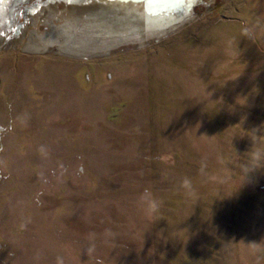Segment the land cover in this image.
<instances>
[{"label":"rangeland","instance_id":"1","mask_svg":"<svg viewBox=\"0 0 264 264\" xmlns=\"http://www.w3.org/2000/svg\"><path fill=\"white\" fill-rule=\"evenodd\" d=\"M185 4L8 0L0 264H264V0Z\"/></svg>","mask_w":264,"mask_h":264},{"label":"bare ground","instance_id":"2","mask_svg":"<svg viewBox=\"0 0 264 264\" xmlns=\"http://www.w3.org/2000/svg\"><path fill=\"white\" fill-rule=\"evenodd\" d=\"M123 1H129V0H123ZM131 1L141 2L143 4L145 24L147 25L148 28L154 27L155 29H158V30H161V29L167 27L171 22H173V20L176 18L175 17L176 15H178V16L180 15L179 16V19H180L181 14H183L184 8H186L185 0H131ZM7 3H8V0H0V20L3 19L4 7ZM42 37H44V36H42ZM136 38H138V37H136ZM110 41L111 40H109V42L107 41V43L106 42L103 43V44H105L104 47H106V44L111 45L112 42H110ZM123 43H125V42H123ZM94 44H96V42H95L94 38H92V37L85 36L82 38H80V37L73 38L72 35H70V36H67V38L66 37L64 38V43H62L60 45V47L65 48L64 51L66 53H68V51H71V50L78 51V50H81L82 48L84 49V50L82 49L83 51H88L89 49H91V47H92V50L94 51V50H97V48H99V46L94 45ZM110 45H109V47L112 46V45L111 46ZM104 47H100V48L104 49ZM73 53H75V52H73ZM88 53H90V52H88Z\"/></svg>","mask_w":264,"mask_h":264},{"label":"clouds","instance_id":"3","mask_svg":"<svg viewBox=\"0 0 264 264\" xmlns=\"http://www.w3.org/2000/svg\"><path fill=\"white\" fill-rule=\"evenodd\" d=\"M139 199H140V202L142 204H145V205L148 204V202H149V194H148V190L147 189L145 190L144 193L141 194ZM152 207H154V205H152ZM58 264H60L59 260H58Z\"/></svg>","mask_w":264,"mask_h":264},{"label":"flooded vegetation","instance_id":"4","mask_svg":"<svg viewBox=\"0 0 264 264\" xmlns=\"http://www.w3.org/2000/svg\"><path fill=\"white\" fill-rule=\"evenodd\" d=\"M189 1H193V2H195V1H197V0H189Z\"/></svg>","mask_w":264,"mask_h":264}]
</instances>
